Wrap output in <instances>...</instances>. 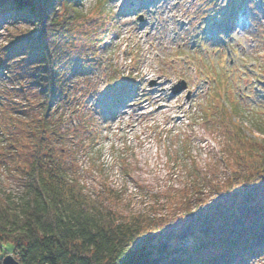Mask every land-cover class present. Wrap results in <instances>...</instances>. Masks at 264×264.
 <instances>
[{
  "label": "rangeland",
  "instance_id": "obj_1",
  "mask_svg": "<svg viewBox=\"0 0 264 264\" xmlns=\"http://www.w3.org/2000/svg\"><path fill=\"white\" fill-rule=\"evenodd\" d=\"M82 8L95 39L90 63L54 102L62 135L47 151L67 165L91 205L119 220L144 215L139 240L170 248L198 217L219 226L237 206L238 218L261 220L264 0H83ZM8 21L0 26V196L19 203L38 123L15 126L21 115L6 116L3 105L19 103L32 122L45 111L41 90L19 73L29 59L13 47L32 39V25ZM77 44L74 52L82 50ZM68 56L63 50L61 66ZM9 60L16 64L3 70ZM246 178L256 179L254 191L236 196ZM248 264H264V255Z\"/></svg>",
  "mask_w": 264,
  "mask_h": 264
},
{
  "label": "trees",
  "instance_id": "obj_2",
  "mask_svg": "<svg viewBox=\"0 0 264 264\" xmlns=\"http://www.w3.org/2000/svg\"><path fill=\"white\" fill-rule=\"evenodd\" d=\"M82 2L0 0V26L10 19H24L32 25V39L13 47L28 57L29 63L26 59V64L18 67L19 73L23 70L31 85L41 90L45 111L37 122H32V118L28 121V113H19L23 108L19 103L3 105L6 116L12 117L13 110L21 115L15 126L26 122L27 128L34 130L38 123L39 136L34 157L27 164L21 202L0 196V264L9 252L21 264H247L264 255V217L238 218L237 206L225 211L228 219L219 226L209 225L204 216L198 217V224L184 227L178 235L181 242L176 247L170 248L167 242L145 244L139 240L147 221L144 215L119 220L113 211L96 209L80 181L71 177L67 165L47 151V144L62 135L61 124L53 119L54 102L63 92L69 95V84L75 81L72 75L90 63L87 57L95 39L86 25L90 15L84 12ZM105 4L100 8L102 12ZM79 42L82 50L74 52ZM65 49L69 62L61 66ZM73 60L80 62L79 69L73 67ZM15 64L10 61L2 69L9 70ZM234 111L239 112L237 107ZM253 153L256 156L260 151L254 147ZM239 157L248 162L244 155ZM259 161L262 170L258 180L264 181V156ZM254 180L246 178L235 195L253 192L257 183ZM234 201L229 200L232 206ZM260 210L264 213V208ZM207 232L211 234H200Z\"/></svg>",
  "mask_w": 264,
  "mask_h": 264
},
{
  "label": "water",
  "instance_id": "obj_3",
  "mask_svg": "<svg viewBox=\"0 0 264 264\" xmlns=\"http://www.w3.org/2000/svg\"><path fill=\"white\" fill-rule=\"evenodd\" d=\"M186 88V84L177 86L174 88V93H178ZM2 264H21L18 259H16L11 253H8L2 261Z\"/></svg>",
  "mask_w": 264,
  "mask_h": 264
},
{
  "label": "clouds",
  "instance_id": "obj_4",
  "mask_svg": "<svg viewBox=\"0 0 264 264\" xmlns=\"http://www.w3.org/2000/svg\"><path fill=\"white\" fill-rule=\"evenodd\" d=\"M95 5H90L89 7H94Z\"/></svg>",
  "mask_w": 264,
  "mask_h": 264
},
{
  "label": "bare ground",
  "instance_id": "obj_5",
  "mask_svg": "<svg viewBox=\"0 0 264 264\" xmlns=\"http://www.w3.org/2000/svg\"><path fill=\"white\" fill-rule=\"evenodd\" d=\"M162 95H163V94H162ZM162 95H161V96H162Z\"/></svg>",
  "mask_w": 264,
  "mask_h": 264
}]
</instances>
